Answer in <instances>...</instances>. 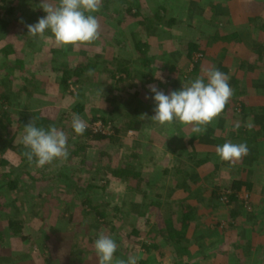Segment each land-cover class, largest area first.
<instances>
[{
	"label": "rangeland",
	"instance_id": "1",
	"mask_svg": "<svg viewBox=\"0 0 264 264\" xmlns=\"http://www.w3.org/2000/svg\"><path fill=\"white\" fill-rule=\"evenodd\" d=\"M45 15L41 0H0V264H98L101 234L116 258L138 255V264H264V0H103L92 13L99 39L78 47L57 46L50 31L29 35L26 25ZM55 66L83 69L80 81L62 83ZM209 68L229 77L234 95L203 134L151 119L150 85L168 94ZM74 114L118 140L76 135ZM30 122L63 130L67 159L30 162ZM229 141L249 149L235 165L215 151ZM59 170L73 182L42 179ZM9 172L24 183L8 188ZM90 176L103 187L81 193ZM2 211L24 221L26 238L9 236Z\"/></svg>",
	"mask_w": 264,
	"mask_h": 264
},
{
	"label": "clouds",
	"instance_id": "2",
	"mask_svg": "<svg viewBox=\"0 0 264 264\" xmlns=\"http://www.w3.org/2000/svg\"><path fill=\"white\" fill-rule=\"evenodd\" d=\"M102 3L103 0H59L58 5H53L49 0H41V8L46 15L35 24L26 25L28 34L45 38L46 31H50L52 36L49 39L54 38L59 47L93 44L100 37L101 26L92 13L98 12ZM205 77L207 83L204 82ZM205 77H198L190 85L168 94L150 85L149 91L154 94L152 99L156 104L151 119L161 126L178 121L191 127L192 132L203 134L207 126L223 113L234 95L225 73L209 68L205 71ZM86 126L78 114L73 115L71 127L76 135H83ZM24 133L22 142L29 149L25 156L30 162L35 158L37 167L51 164L57 159H67L68 138L63 130L55 126L45 130L30 122L24 127ZM215 151L221 161L235 165L248 154L249 149L246 143L229 141L217 146ZM94 249L98 264H138L141 258L138 255H130L127 260L116 258L117 244L104 234L95 240Z\"/></svg>",
	"mask_w": 264,
	"mask_h": 264
},
{
	"label": "trees",
	"instance_id": "3",
	"mask_svg": "<svg viewBox=\"0 0 264 264\" xmlns=\"http://www.w3.org/2000/svg\"><path fill=\"white\" fill-rule=\"evenodd\" d=\"M136 45H137V47H138V51L140 52V53H143L145 50H144V47L146 48L147 47V44L146 43H141V44H139V42H137L136 43ZM194 47V46H193ZM196 47V46H195ZM196 50H198L197 48H195ZM199 50H202V49H199ZM17 60L18 61H21L20 59H18L17 58ZM13 62V61H12ZM197 65V64H196ZM53 70H55V71H57V72H61V73H63V75H62V77H61V79H60V81L62 82V83H66V81L68 80V79H70V78H72L73 79V82H78V81H80V76L83 74V69H80V68H73L72 70H70V69H68L67 67H62V66H55V67H53ZM77 110L78 111H80L81 110V108L80 107H77ZM224 110H226V108L224 109ZM102 120L104 121V122H106V120H105V118L103 117L102 118ZM42 122H44L42 119H38L37 120V123H38V125L40 124H42ZM135 124H137V125H135V128H138V127H136V126H138V123H135ZM116 125H114V127H113V130H114V132H116V133H120V130H119V128H117V127H115ZM85 135L90 139V140H97V141H100V142H103V141H107L108 142V144H110L111 142L112 143H115L116 142V140H118L117 139V137H115V133H113V134H110V135H108V134H105V133H103L102 131H92V130H90V129H86L85 130ZM29 150V149H28ZM6 161L5 160H1V163H5ZM70 169V168H69ZM99 168H98V164L97 163H95V170L94 171H96V170H98ZM71 170V169H70ZM70 170H68V171H70ZM60 172H59V174H56L55 175V173H54V175L53 176H50V177H45V176H42V179L44 180V178H46L47 179V181L45 180V182H46V184H49V183H51L52 182V179H59V178H61V177H63L64 178V180H66V181H69V182H73V181H71L72 180V178L74 177V175L73 174H75V173H73L72 172V170H71V172L73 173H64V170H59ZM128 171V170H127ZM129 172V171H128ZM10 173V172H9ZM23 173V172H22ZM107 171H103L101 174V177H100V180H104V178L107 176ZM6 174H8V173H6V172H4V174L3 175H6ZM23 174H25V175H27L29 178H30V184L32 185V187L33 188H37L38 186H40V185H42V184H40V180L41 179H39L38 181H37V179H36V177H33L32 176V174L31 173H29V171H26V173H23ZM23 174L22 175H20V173L19 174H13V173H10V176H12V177H14V179H10V180H7L6 181V186L8 187V188H16V186H17V183H19V182H21V183H24V180L25 179H22L23 177ZM14 175V176H13ZM16 175V176H15ZM56 177V178H55ZM70 177V178H69ZM91 178L88 180V184H87V188H89L90 190H87V189H84L81 193H84L85 194V192H87V191H89V192H92L94 189H97V187L99 188V187H103V185H98V186H96L95 185V183H94V179H95V177L94 176H90ZM38 183V184H37ZM240 184H242V183H238L237 182V185L235 186L236 188H238L239 187V185ZM37 185V186H36ZM86 190V191H85ZM80 193V194H81ZM93 198V197H92ZM92 200H91V197H89V194L88 193H86V195H85V197H84V199L82 200V203L83 204H85V205H90L92 202H91ZM151 204H154V205H156V206H158L159 205V202H151ZM1 207V206H0ZM89 207V206H88ZM88 210V209H87ZM86 210V211H87ZM85 211V212H86ZM89 211V210H88ZM95 213H99L98 211H95ZM3 216H4V220H5V226H6V228H7V233L9 234V236L11 237H19V238H26V236H24L23 234H25V231H23L24 230V228H25V226H24V221H16V220H14L13 219V217H10L9 215H6L3 211H2V213H1ZM2 217V216H1ZM187 220H188V216L187 215H184V218H183V220L181 221V224H180V226H181V229H184L185 227H187ZM173 227V225H171V228ZM173 229V228H172ZM132 233V232H131ZM183 233V232H182ZM182 233H178L177 235H178V237L180 236V237H182ZM35 257H36V255H34ZM33 256V257H34ZM39 257V256H38ZM37 257V258H38ZM11 262V261H10ZM51 262L52 261H50V258H48V257H46L45 258V260H44V263L45 264H51ZM15 264L14 262H11V264ZM37 264H40V262H38Z\"/></svg>",
	"mask_w": 264,
	"mask_h": 264
}]
</instances>
